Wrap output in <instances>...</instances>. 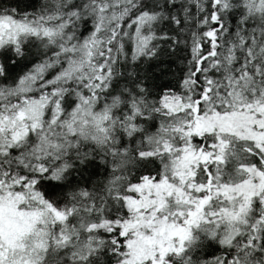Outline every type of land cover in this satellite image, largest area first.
Returning a JSON list of instances; mask_svg holds the SVG:
<instances>
[{"label":"snow or ice","instance_id":"6c2138e0","mask_svg":"<svg viewBox=\"0 0 264 264\" xmlns=\"http://www.w3.org/2000/svg\"><path fill=\"white\" fill-rule=\"evenodd\" d=\"M0 264H264V0H0Z\"/></svg>","mask_w":264,"mask_h":264},{"label":"trees","instance_id":"16d2710c","mask_svg":"<svg viewBox=\"0 0 264 264\" xmlns=\"http://www.w3.org/2000/svg\"><path fill=\"white\" fill-rule=\"evenodd\" d=\"M10 3L18 4L21 10L31 8V5L35 2V0H9Z\"/></svg>","mask_w":264,"mask_h":264}]
</instances>
